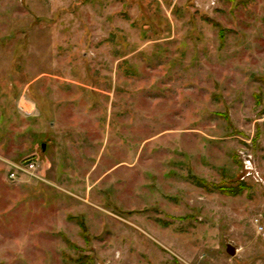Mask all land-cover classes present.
<instances>
[{
	"label": "rangeland",
	"instance_id": "rangeland-1",
	"mask_svg": "<svg viewBox=\"0 0 264 264\" xmlns=\"http://www.w3.org/2000/svg\"><path fill=\"white\" fill-rule=\"evenodd\" d=\"M0 264H264V0H0Z\"/></svg>",
	"mask_w": 264,
	"mask_h": 264
},
{
	"label": "built area",
	"instance_id": "built-area-1",
	"mask_svg": "<svg viewBox=\"0 0 264 264\" xmlns=\"http://www.w3.org/2000/svg\"><path fill=\"white\" fill-rule=\"evenodd\" d=\"M39 163L35 159H29L22 163L13 164L10 168L8 176L12 180L21 179L23 176L38 178ZM262 228V227H261Z\"/></svg>",
	"mask_w": 264,
	"mask_h": 264
},
{
	"label": "water",
	"instance_id": "water-1",
	"mask_svg": "<svg viewBox=\"0 0 264 264\" xmlns=\"http://www.w3.org/2000/svg\"><path fill=\"white\" fill-rule=\"evenodd\" d=\"M44 148H45V144H42V149ZM226 250L231 255H234L236 253V248L230 243L227 244Z\"/></svg>",
	"mask_w": 264,
	"mask_h": 264
}]
</instances>
